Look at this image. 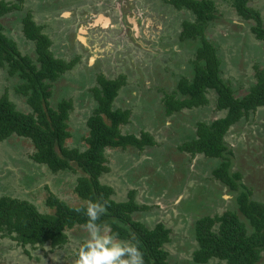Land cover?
I'll use <instances>...</instances> for the list:
<instances>
[{
  "label": "rangeland",
  "instance_id": "1",
  "mask_svg": "<svg viewBox=\"0 0 264 264\" xmlns=\"http://www.w3.org/2000/svg\"><path fill=\"white\" fill-rule=\"evenodd\" d=\"M219 18L207 28L208 37L218 46L223 60V74L244 93L253 81L255 65L264 66V41L251 30L252 20L243 19L232 0H215ZM58 0H24L22 7L3 19L6 31L15 37L23 53L34 52V45L23 37L21 17L31 11L51 39V49L65 60L78 58L75 65L54 83V98L71 97L67 139L70 147L83 146L88 133L87 118L96 105L91 87L103 73L109 78L126 76L119 90L117 106L132 110L131 124L123 131L145 129L156 143L142 150L109 149L110 170L101 181L114 188L116 200L128 198L135 190L136 200L147 207L138 217L150 226L161 221L172 229L173 240L166 244L175 264H196L192 258L197 243L195 220L202 215L221 214L236 206L232 193L212 170L222 158L181 151L179 144L193 138L199 120L223 116L216 110L215 94L208 92L209 104L185 108L162 117L163 93L171 91L180 74H190L189 42L185 49L171 52L170 44L178 41L180 24L187 10H176L165 0H83L56 7ZM264 19V0H250ZM0 70V95L9 88L10 98L19 108L27 109ZM234 170L243 174L242 181L252 189V198L264 201V106L246 120L233 125L226 136ZM32 142L12 136L0 142V195L8 194L33 201L41 211L46 205L47 186L70 204H78L74 192L77 175L70 171L52 173L36 163L31 154ZM69 241L59 247L48 242L43 246H23L11 236L0 239V264H73L75 252L90 238L86 226L68 230ZM207 264H228L213 258ZM257 264H264L262 259Z\"/></svg>",
  "mask_w": 264,
  "mask_h": 264
},
{
  "label": "trees",
  "instance_id": "2",
  "mask_svg": "<svg viewBox=\"0 0 264 264\" xmlns=\"http://www.w3.org/2000/svg\"><path fill=\"white\" fill-rule=\"evenodd\" d=\"M82 1L58 0L56 7ZM23 2L0 0V70L15 82L14 94L28 105L27 109L19 108L10 98L8 87L0 95V142L12 136L27 138L32 142L31 157L36 163L45 165L52 173H75L73 190L80 202L68 203L48 185L45 202L51 211H41L28 199L0 195V239L8 235L23 246H43L48 242L52 247L62 246L70 239L69 229L87 225L86 209L93 201L106 208L95 223L109 226L108 234H114L117 240L135 244L144 264H175L166 247L173 240L172 229L161 221L150 226L138 217V212L147 206L136 200L135 190L129 191L127 199L116 200L113 186L101 181L104 173L110 170L107 150H142L156 143L148 130L140 129V135H137L138 130L123 131V127L132 123V110L117 106L115 101L126 83V76L96 75L91 87L96 105L87 118L88 133L82 137L83 146L67 145L72 135L69 119L74 102L67 96L54 98L53 85L79 57L72 60L57 57L51 49L52 39L43 32V26L35 21L31 11L22 15L21 30L23 37L33 43L34 52L23 53L3 22L13 10L20 9ZM165 2L176 10L190 12L181 21L175 47L174 43L169 45L171 52L185 49L190 41L194 48L189 51L190 74H180L175 87L163 93L162 117L185 108L207 105L210 102L208 92H214L215 108L224 110V115L210 121H197L195 136L180 143L179 149L193 155L202 153L222 158L212 175L235 193V207L195 220L197 246L191 260L196 264H207L213 258L228 264H257L264 252V201L252 198V189L242 181V172L233 169V150L226 136L233 125L248 119L258 107L264 106V66L255 65V79L244 93L239 92L232 80L224 77L218 46L206 32L219 18L215 0ZM249 2L232 0V5L243 19L253 21L251 30L264 41V19ZM81 246L75 252L73 264Z\"/></svg>",
  "mask_w": 264,
  "mask_h": 264
},
{
  "label": "clouds",
  "instance_id": "3",
  "mask_svg": "<svg viewBox=\"0 0 264 264\" xmlns=\"http://www.w3.org/2000/svg\"><path fill=\"white\" fill-rule=\"evenodd\" d=\"M105 211L102 203H88L86 227L90 238L81 246L75 264H144L142 253L135 244L117 240L114 234H108L109 226L95 223Z\"/></svg>",
  "mask_w": 264,
  "mask_h": 264
}]
</instances>
